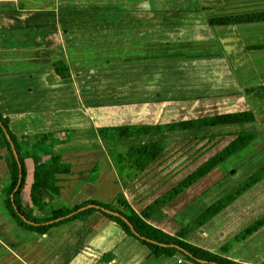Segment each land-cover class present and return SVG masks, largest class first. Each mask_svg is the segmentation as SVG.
Wrapping results in <instances>:
<instances>
[{"label":"crops","instance_id":"1","mask_svg":"<svg viewBox=\"0 0 264 264\" xmlns=\"http://www.w3.org/2000/svg\"><path fill=\"white\" fill-rule=\"evenodd\" d=\"M261 13L264 0H0V113L10 120L13 134L32 144L25 159L26 213L44 220L52 211L73 210L87 202L112 205L124 193L142 215L238 134L264 133V93L259 91L264 87V21L209 24L215 17ZM163 45L180 57L163 59ZM57 67L69 70L70 77L61 78ZM240 112H252L256 121L123 140L124 150L151 143L167 146L126 189L99 136L103 128L158 126ZM215 133L221 137L211 142L206 136ZM39 142H44L46 154L71 166L69 175L58 176L59 196L38 193L51 207L45 212L30 198L41 158L34 151ZM252 145L238 156L247 153L252 170L244 172L241 183L231 181L216 199L264 167V160L253 161ZM8 156L0 136V264H194L180 255L155 257L100 213L45 235L19 227L5 205L4 190L11 185ZM234 160L148 223L176 236L219 200L205 203L209 191L219 182L221 187L227 184L232 169V176L242 170ZM98 166V181L88 182ZM257 213L264 214V180L186 242L239 264H264V227L222 252L227 241L264 216L255 219Z\"/></svg>","mask_w":264,"mask_h":264},{"label":"trees","instance_id":"2","mask_svg":"<svg viewBox=\"0 0 264 264\" xmlns=\"http://www.w3.org/2000/svg\"><path fill=\"white\" fill-rule=\"evenodd\" d=\"M259 21H264V13L224 18L215 17L209 20V24L211 27H216ZM56 73L63 79H68L70 77V72L67 69H60L57 67ZM259 91L264 93V87H260ZM255 121L256 117L252 112H240L158 126H122L103 128L99 131V136L108 151V155L119 175L122 186L126 189L136 182L154 162L164 155L167 146L165 143H151L131 146L124 150L120 148V144L123 140L176 131L254 123ZM0 136L9 154L6 158V163L11 179V185L4 190L6 196L5 205L19 227L33 233L45 235L55 227L71 221H85L93 214L100 213L110 221L121 226L127 235L147 246L157 258L180 255L194 264H239L228 258L196 247L186 242V239L192 233L215 219L222 211L227 209L257 184L262 182L264 180V167L254 173L250 178L228 193L225 197L210 206L205 212L198 215L176 236H170L164 233L150 225L148 221L156 213L169 205L174 199L182 195L186 190L210 175L220 165L232 157L244 152L259 138V132L238 134L237 138L222 152L212 157L205 165L196 170L171 192L147 208L142 215H139L134 211L125 194L121 193L112 205H106L100 202H87L83 206L73 210L63 209L52 211V216L44 220L36 219L27 214L22 201V194L25 190L27 179L25 159L30 156L29 148L32 146L30 139L27 137L19 138L13 134L10 130V120L5 118L1 113ZM14 148L19 156L20 162H18L15 156ZM34 151L35 154L40 155L41 158L40 160L38 159L35 167V178L30 193L31 202L35 208L42 212L51 211L49 203L45 202L38 193L41 191H48L54 196H59L60 187L57 185L58 176L69 175L71 173V166L64 163L59 157L46 154L44 152V142H39L34 147ZM92 174L93 176L89 177V179L87 178V181L90 183H96L100 177V167L98 166L95 168ZM91 205L96 207L78 213L73 217H68L74 212ZM103 209L113 211L120 216L108 214L103 211ZM123 218L132 225L134 231ZM263 227L264 216L239 235L235 240V244L244 242ZM163 245H166V247ZM232 248L233 245H227L222 249V252L226 254L230 252Z\"/></svg>","mask_w":264,"mask_h":264},{"label":"rangeland","instance_id":"3","mask_svg":"<svg viewBox=\"0 0 264 264\" xmlns=\"http://www.w3.org/2000/svg\"><path fill=\"white\" fill-rule=\"evenodd\" d=\"M161 49H162V57H163V59H167V58H169V59L172 58L173 59V58H176V56L180 57L179 54L176 53L177 50L175 48H172V50H176L173 53H167L168 50H169V46L168 45H163ZM183 117H185V116H183ZM220 135L221 134L215 133V134H209L206 137L210 138L211 142H214L215 140H217L218 138L221 137ZM220 143H221V139H220ZM216 146H217V144H216ZM252 150H253L252 152H255L254 155H252L253 161L258 160V162H259L258 164L262 163L263 160H264V133L259 132V138L253 143ZM214 152H216V151H214ZM214 152H211V154L214 153ZM241 154L236 155L235 157L231 158L230 160L232 161L233 159H235L233 162H235L236 164L240 163V167H242L241 168L242 170H239L240 169V167H239L238 174H236V176H232L233 171H236L235 168L232 169L230 171V173H231L230 177L231 178L227 179V181H226L227 184L224 183L222 185V187H221V182H219L215 187H213L211 192L209 191V193H208L209 197H208V199H205V203L206 202H210V201H215V199H216L215 196L218 195V194H221V190L226 189L229 186L231 181H232L231 184L232 183L238 184L240 181L242 182V180L245 178L244 172H246V171L250 172L252 170L251 167H253V162L248 160L247 153L245 155H243L242 157H238ZM220 167H221V165H220ZM203 184H205V183H203ZM212 186H214V183L212 184ZM205 192L207 193V191H205ZM210 193H212L213 196H211ZM218 198L216 200H218ZM219 200H220V198H219ZM262 215H264V214H258L257 213V214L254 215V218L255 219H259V218L262 217ZM254 220H252L249 223H252ZM235 239H236V237H234L231 240L227 241L224 244V246L233 245V249H234L235 247L238 246V244H235Z\"/></svg>","mask_w":264,"mask_h":264},{"label":"water","instance_id":"4","mask_svg":"<svg viewBox=\"0 0 264 264\" xmlns=\"http://www.w3.org/2000/svg\"><path fill=\"white\" fill-rule=\"evenodd\" d=\"M14 153H15V156H16L18 162H20V161H19V156H18V154H17L15 148H14ZM95 207H96V206L91 205V206H89V207L82 208V209L78 210L77 212H74L73 214L69 215L68 217H73L74 215H77L78 213H81V212H83V211H85V210L92 209V208H95ZM103 211H105L106 213L111 214V215L120 216L119 214H116L115 212L110 211V210L103 209ZM123 219L129 224V226H130V227L132 228V230L134 231L132 225H131V224H130L125 218H123ZM163 246L166 247V245H163Z\"/></svg>","mask_w":264,"mask_h":264}]
</instances>
